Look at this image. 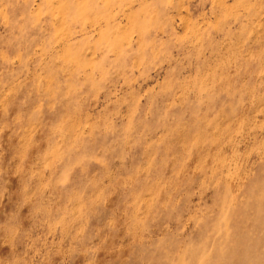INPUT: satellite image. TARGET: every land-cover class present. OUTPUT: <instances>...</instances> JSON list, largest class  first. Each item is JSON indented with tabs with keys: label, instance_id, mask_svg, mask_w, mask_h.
<instances>
[{
	"label": "rangeland",
	"instance_id": "374dc122",
	"mask_svg": "<svg viewBox=\"0 0 264 264\" xmlns=\"http://www.w3.org/2000/svg\"><path fill=\"white\" fill-rule=\"evenodd\" d=\"M0 264H264V0H0Z\"/></svg>",
	"mask_w": 264,
	"mask_h": 264
}]
</instances>
